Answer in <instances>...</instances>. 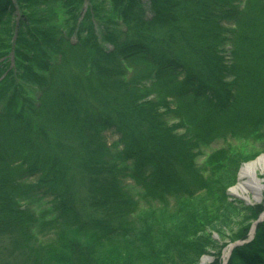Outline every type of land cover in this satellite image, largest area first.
I'll return each instance as SVG.
<instances>
[{"label":"trees","instance_id":"16d2710c","mask_svg":"<svg viewBox=\"0 0 264 264\" xmlns=\"http://www.w3.org/2000/svg\"><path fill=\"white\" fill-rule=\"evenodd\" d=\"M72 1L0 0V264L15 252L20 264H169L172 253L197 264L211 246L195 237L204 228L192 204L208 188L200 148L224 135L263 136L264 0H111L119 30L107 35L109 50L90 24L78 33L55 26L48 3L75 21ZM224 158L210 156L213 174ZM127 179L145 200L180 205L181 222L158 225L162 243L156 224L132 221ZM33 190L50 196L54 214L41 224L54 229V245L38 241V219L18 203ZM245 208L258 220L264 199ZM256 225L226 264H264V220ZM220 255L209 264H223Z\"/></svg>","mask_w":264,"mask_h":264},{"label":"rangeland","instance_id":"374dc122","mask_svg":"<svg viewBox=\"0 0 264 264\" xmlns=\"http://www.w3.org/2000/svg\"><path fill=\"white\" fill-rule=\"evenodd\" d=\"M141 2L144 6L148 4V0H141ZM48 4H50L49 8L53 12L52 19L55 21V26H63L65 29L72 26L78 33V31L83 32L87 28V25L90 24L93 30V37L96 38L101 48L110 49V45L105 42L106 37H108L107 35L109 33L114 34L119 30L116 22H110V19L114 16L112 14L111 0L72 1L71 7L76 12L75 21L73 18H69L64 8H61L63 7L61 3L55 2ZM34 13L36 16L40 17L44 15V8L40 6L35 9ZM90 13L95 16H92ZM17 15L16 21L20 22L24 18L21 16L20 10H18ZM147 15L151 16V13L147 11ZM27 21V17H25L22 24ZM68 32L69 31H67V33ZM71 37L72 43H75L77 39L75 33H73ZM228 39L230 40L231 37H228ZM229 40L226 39L225 51L229 50ZM12 47L13 43L7 55V63L9 71L11 70L16 74L17 71L14 64V52ZM224 57L229 58L228 52L224 53ZM227 65H229L228 62ZM151 97L152 96L149 98ZM165 119L168 123L177 122L172 115L166 116ZM106 136L108 143H113L118 139V137L111 132H106ZM224 136V138H218L210 146L200 148V152L195 159L198 171L208 180V188L194 198L192 204V210L197 211L196 221L201 223V225H199L201 227L200 230L204 228L203 231L196 233L195 237L207 236L209 237L208 244L211 245L210 247L208 246V248H203L204 252L199 256L197 264L211 263L219 247L221 254L220 259L224 263L227 258V249L231 248L234 243L239 242L235 237L240 234L244 228H249L250 225L256 228V224L258 223L255 222H261L264 217L260 215L258 220L252 219L250 211H247V208H245L261 203L264 199V190L259 194L248 193V196H244L243 198L230 193L231 189L236 186L241 166L264 155V132L262 138L257 140L249 139L239 141L231 135ZM212 155L216 157L225 156L222 161H225V163H222L221 169L214 174L211 172V167L207 162ZM234 158L236 160L234 164H231ZM20 165L21 162L15 163V167L19 166L18 168H20L21 171L22 168ZM258 179H260L264 185V173L259 171ZM37 180V176L35 178H28L27 180L22 178L21 184H23V182L33 184L36 183ZM121 185L135 204L132 213V221L141 219L153 223V225L156 224L154 228L152 227L154 237L159 243H162L163 237L161 235V228H158V225L163 227V219L168 223L167 227L171 228L175 227L173 225H177L178 221L181 222V217L183 218V216L178 217L180 212L177 210L180 205H176L171 201L168 204H162L157 201L145 200L142 197L141 189L137 188L130 179L123 181ZM34 191L35 190L19 197L18 203L21 209L29 212L38 219L37 224H35L37 227L32 229V234H38V241L43 244L45 242L46 246L54 245L56 240V237L54 238V229L50 227V229L47 228L43 230L46 225L43 226V224H41V222L49 223L54 214L50 196L46 195L40 198L39 196H41L42 193L40 192L38 194V192ZM175 210H177L176 213ZM176 214L178 215L175 216ZM148 216H152V218ZM4 257L7 258V263L9 264H20V258L16 252L12 254V257H9L10 259H8V255L6 254ZM170 258L171 261L168 262L169 264H184L174 253L170 255ZM164 262L165 261H161L162 264H164Z\"/></svg>","mask_w":264,"mask_h":264},{"label":"bare ground","instance_id":"6f19581e","mask_svg":"<svg viewBox=\"0 0 264 264\" xmlns=\"http://www.w3.org/2000/svg\"><path fill=\"white\" fill-rule=\"evenodd\" d=\"M259 171L264 173V155L241 166L239 169L236 186L231 189L230 193L243 198L244 196H248V193L259 194L262 192L264 190V185L262 181L258 179ZM253 236L254 233H248L247 239L245 241L234 243L231 248L227 249V256H230L234 247L251 241Z\"/></svg>","mask_w":264,"mask_h":264}]
</instances>
